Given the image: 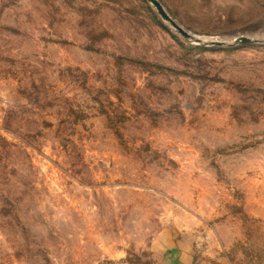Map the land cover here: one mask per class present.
<instances>
[{"label": "rangeland", "instance_id": "obj_1", "mask_svg": "<svg viewBox=\"0 0 264 264\" xmlns=\"http://www.w3.org/2000/svg\"><path fill=\"white\" fill-rule=\"evenodd\" d=\"M158 2L0 0V264H264V0Z\"/></svg>", "mask_w": 264, "mask_h": 264}, {"label": "water", "instance_id": "obj_2", "mask_svg": "<svg viewBox=\"0 0 264 264\" xmlns=\"http://www.w3.org/2000/svg\"><path fill=\"white\" fill-rule=\"evenodd\" d=\"M147 1L154 7V9L157 11V13L161 16V18L165 22L169 23L174 29H176V31L178 33H180L186 39H191L192 38V36H190V34H188L181 27H179L175 23V21L166 13V11L161 6V4L158 2V0H147ZM251 42H252V40L249 39V38H246V37H240V38H237L235 40L236 44H249ZM214 44H218V43H214Z\"/></svg>", "mask_w": 264, "mask_h": 264}, {"label": "crops", "instance_id": "obj_3", "mask_svg": "<svg viewBox=\"0 0 264 264\" xmlns=\"http://www.w3.org/2000/svg\"><path fill=\"white\" fill-rule=\"evenodd\" d=\"M176 261H177L176 262L177 264H194L192 262L190 256H187V255L181 256V258L177 259ZM195 264H207V263H205V262H203L201 260H197Z\"/></svg>", "mask_w": 264, "mask_h": 264}]
</instances>
